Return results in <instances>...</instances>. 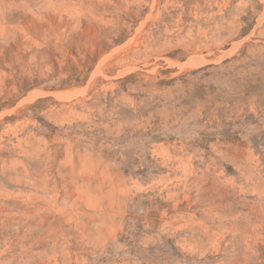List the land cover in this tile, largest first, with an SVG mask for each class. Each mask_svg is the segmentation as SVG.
<instances>
[{
  "label": "rangeland",
  "instance_id": "rangeland-1",
  "mask_svg": "<svg viewBox=\"0 0 264 264\" xmlns=\"http://www.w3.org/2000/svg\"><path fill=\"white\" fill-rule=\"evenodd\" d=\"M0 264H264V0H0Z\"/></svg>",
  "mask_w": 264,
  "mask_h": 264
}]
</instances>
